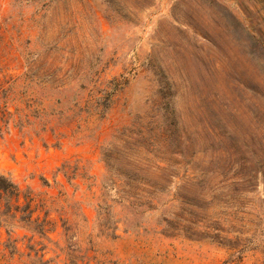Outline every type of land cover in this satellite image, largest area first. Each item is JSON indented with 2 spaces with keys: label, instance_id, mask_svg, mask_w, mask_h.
<instances>
[{
  "label": "rangeland",
  "instance_id": "obj_1",
  "mask_svg": "<svg viewBox=\"0 0 264 264\" xmlns=\"http://www.w3.org/2000/svg\"><path fill=\"white\" fill-rule=\"evenodd\" d=\"M1 105L47 231L0 227V264H264V0H0ZM134 124L143 206L103 187Z\"/></svg>",
  "mask_w": 264,
  "mask_h": 264
},
{
  "label": "trees",
  "instance_id": "obj_2",
  "mask_svg": "<svg viewBox=\"0 0 264 264\" xmlns=\"http://www.w3.org/2000/svg\"><path fill=\"white\" fill-rule=\"evenodd\" d=\"M106 97L107 101L108 95ZM5 105L0 106L2 113L0 132L2 126L8 124V115L11 114ZM107 106L105 103V107ZM148 134L147 131L134 124L116 134L114 139L103 148V157L108 170L103 187L117 202L128 201L130 204L143 206L146 204L144 200L152 195L148 188H153V185L146 182V179L138 173L142 169L140 166H153L151 158L155 154L150 146L156 142V137L149 139ZM150 140L153 143H150ZM113 155L118 159L121 155L129 158L126 171L123 167L112 163L111 156ZM61 170L69 182L77 175L74 173L73 176H69L67 171L63 168ZM22 196L24 201H21ZM33 200L32 191L23 192L11 176L0 172V227L23 228L39 234L47 231L44 229L45 220L40 219L38 215L35 216L36 208L32 205ZM12 232L13 230L8 228V240L12 239Z\"/></svg>",
  "mask_w": 264,
  "mask_h": 264
}]
</instances>
